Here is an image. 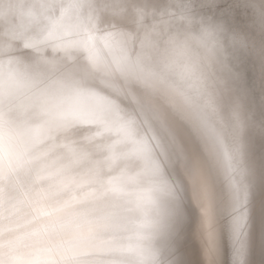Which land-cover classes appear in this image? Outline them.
<instances>
[{
	"label": "clouds",
	"instance_id": "1",
	"mask_svg": "<svg viewBox=\"0 0 264 264\" xmlns=\"http://www.w3.org/2000/svg\"><path fill=\"white\" fill-rule=\"evenodd\" d=\"M264 35V0H243ZM14 3L29 14L4 15ZM83 0H0V28L21 48L61 49ZM63 13V15H61ZM182 21V23L178 22ZM135 39V37H130ZM255 38L212 16L160 13L126 70L167 97L200 142L210 171L247 201L255 183L247 133L254 113L232 82ZM0 41V264H179L169 244L176 187L146 136L56 60L16 55ZM264 119V118H262ZM98 130L70 137L78 124Z\"/></svg>",
	"mask_w": 264,
	"mask_h": 264
},
{
	"label": "bare ground",
	"instance_id": "2",
	"mask_svg": "<svg viewBox=\"0 0 264 264\" xmlns=\"http://www.w3.org/2000/svg\"><path fill=\"white\" fill-rule=\"evenodd\" d=\"M220 1L228 5L224 20L231 19L237 11L233 9L236 7L237 1L239 0H206L205 7L212 8V10H189L190 3L187 0H130V3L133 4L134 7L145 4L148 9L146 11L128 10L127 13L124 10V13L127 14V18L132 15L135 20L139 17V14H137L138 12L142 14L148 11L147 15L143 14L146 16L145 19L148 20L151 18L159 19L160 13L162 12L173 16H179L182 12H186L197 17L212 16L217 18L219 13L224 14V10H220L222 6L217 5L220 4ZM159 4H161V8H159ZM18 6H20V4L14 3L12 9ZM162 8L166 10H161ZM5 11L6 10H4V15L10 13V11ZM117 12L118 10L115 11L114 14H117ZM17 13L22 15L19 17H23V12L20 14L19 10ZM111 13H113V11L107 12L105 17L110 16ZM14 16L18 15L13 12L11 17L15 18ZM111 16L110 19L108 18L109 20H111ZM50 21L53 22V25L60 23L58 19H51ZM249 21L252 24L251 26L255 29V41L261 44L264 35L261 34L260 24L258 22L253 23L251 13ZM178 22L182 23V21ZM143 23L147 26L148 21L145 22L144 20ZM84 24L87 26L85 21ZM84 24L82 22V25ZM79 28H81V23ZM1 36L3 42L8 41L14 46H20V43H18L19 40L15 39V43V40L10 41V38L6 35L2 34ZM68 36L71 38L70 42L75 40L73 37L80 39V45L86 44V40L88 39L86 37L87 39L84 40L77 32L71 33L70 35H67V32H65L63 41ZM88 42L89 41H87V43ZM256 42L255 46L247 53L240 55L242 60L237 63L238 68L236 62L234 63V70L237 74V78L240 76L238 81H241L243 87H252L250 88L252 97L244 93L246 99L250 98V102L252 103H256L257 100L262 102L263 110H258L260 115L258 118L261 119L264 118V42L261 46L262 57L259 56V49L257 48ZM90 43L91 42H89V44ZM73 44H75V42H73ZM43 46L45 47H41L43 48L42 53L45 55L49 54L52 47L50 45ZM87 47L84 45H81V47L73 46V48H77V50L75 52L71 47L70 53L71 50H73L72 56L81 54L83 57H86L88 66H91L92 69L99 73V68L98 65L95 64L94 58L98 57L97 54H99L100 51H96V54L93 49L91 50ZM123 49L125 50V48ZM121 51L123 52V50ZM130 51L129 49L126 52L128 53ZM15 54L31 58L34 55H40L41 52L38 53L34 52L33 49L21 48L17 50ZM56 55V65L58 68L65 73L71 74L80 83H93L94 79L97 80L98 85L99 82H101L103 76H101V78L85 71V58L81 59L82 64L79 65L76 64L78 61L70 62L67 54L59 53ZM105 65H112V69H117L119 73L123 69L122 65L114 67L110 61ZM103 69L104 68H102V70ZM110 74H112V72L106 74L105 77L109 78ZM246 74L248 78L245 77ZM133 75L134 72L124 74L126 80L123 78V75H121V78L117 81V86L122 91H125L126 93L123 92V94L134 103L136 119L140 121L139 124H135L136 122L134 121V127L144 131V133L141 132V134L147 137L152 147L153 142H160L161 139V145H163V147L159 148L158 152L154 153H156V159L158 157L163 158V168H160L176 187V199L171 206L169 244L171 245L170 247L174 256L178 258L179 264H264L263 141L255 139V141H251L250 137L247 136V140H249L248 152L255 167L256 178L251 189L249 205L248 207L245 205L243 206L232 199L228 193L226 168L218 171L209 170L204 159L200 142L190 127L175 115L172 106L163 92L153 87L143 77L139 76L136 78ZM133 79L137 83L133 84L131 82ZM250 80L251 82L247 83ZM258 86L262 89L260 95L257 93ZM232 87L235 88L237 86L235 83H232ZM237 92L243 93V91L240 90ZM139 97L142 100H140ZM135 98H139V101L136 102V100H134ZM255 125H257V123ZM252 128L255 130L256 126ZM253 129L252 131H250V129L249 132H253ZM81 130H83V128ZM254 135H252V137ZM246 208L249 210L250 219L247 222V237L241 239L242 232L245 228V220L242 216ZM177 213H179L178 218L181 217L184 219L182 225L176 224ZM203 219L208 224V228L202 224ZM249 222H252L253 228L248 236L250 231ZM209 229H211V231L207 233ZM248 239L250 240L249 242ZM239 248L241 250H239ZM237 260L238 262L242 261V263H236Z\"/></svg>",
	"mask_w": 264,
	"mask_h": 264
},
{
	"label": "rangeland",
	"instance_id": "3",
	"mask_svg": "<svg viewBox=\"0 0 264 264\" xmlns=\"http://www.w3.org/2000/svg\"><path fill=\"white\" fill-rule=\"evenodd\" d=\"M187 1L190 3L189 10H212V8L205 7L206 0H199V1L187 0ZM219 3L220 4H217V5L222 6V8H220V7L219 8H220V10H224V14L219 13L217 19H223L224 20V16L226 15L225 11L228 10V5L222 1H220ZM159 8H161V4H159ZM147 9L148 8L145 4H140L139 6L134 7V5L130 3V0H83L82 6L76 10L79 21L81 23V28H79L80 23H79V26L77 29H71V28H68L67 26L60 24V23L53 25L52 21L49 22V24L51 25V27L54 31H62L63 34H65V32H67V35H70L71 33L77 32L80 36L83 37L84 40H86L88 38L86 40V44H81V45H84L86 47L88 46L87 48H89L91 50L93 49L96 54H97L96 51H98V52L100 51L99 52L100 55L97 54L98 57L94 58L95 64L98 65L99 73L96 72L94 69H92L91 66H88V64L86 62V59H87L86 57H83L81 54L72 56L73 50H71V53H70L71 47L72 48H73V46L81 47L80 39H78L76 37H73V38H75V40H73V42H75V44H78V45H75V44H73V42H70L71 38H70V36H68L63 41V45H64L63 48H61V49L52 48L51 52L47 55H45L41 52L40 55H34V56L57 60L56 54L64 53V54L68 55V60L70 62L78 61L76 64H79V65L82 64L81 59L85 58L84 59L85 71L91 75H96L99 77L103 76V78L101 77L102 80H101V82H99V85H98V82L96 79H94V82H93L94 84L87 82V83H83V85L86 88H88L89 90L98 94L100 97L104 98L107 103L114 105L115 108L122 115V117L125 120L129 121L131 125L135 126L134 121L136 122L135 124H139L140 121L136 119L137 117L135 115L134 103L132 101H130L123 94V92H125V91H122L120 88H118L117 81H119V79L121 78V75H123V78L126 80V78L124 77V74L131 72V71L126 70V67H125V54L127 53L126 51L130 49L131 51L128 52V54H130L132 57H134L137 54V52L140 50V41L142 39L143 34L146 31H148V29L152 26L153 21L157 20V19H153V18H151L149 20L145 19L146 16H144V15H147V13L149 11L143 12L142 14L140 12H138L137 14H139V17L137 20H135L132 15L129 18H127L126 17L127 14L124 13V10L127 13L128 10H145L146 11ZM19 10H20V14L23 12L22 13L23 16L28 15V13H29V10L25 6L23 7L20 5V6L16 7L15 9H12V6H10L5 11V12L10 11V13L8 15L6 14L5 16L11 17L13 12H15L18 16H14V17L18 18L19 16H22V15H19L17 13V12H19ZM117 10H118L117 14H114V12ZM161 10H166V9L162 8ZM233 10H237L235 12V15L231 19L228 18L229 20H226V21L231 26L238 28L241 31L251 33V35L254 37L255 29L251 26L252 24L249 21L250 12H249V9L245 6L243 0L237 1L236 7ZM110 11H113V13H111L112 16L110 14L111 20H109L110 16L105 17V14L107 12H110ZM61 15H63V13H61ZM52 19H57V17L54 16V17H52ZM142 19H144L145 22L148 21L147 26L144 25L145 23H143L144 20H142ZM138 20H139V22H138ZM84 21L87 23V26H85L86 24H84ZM82 22L84 25H82ZM83 26H85V27H83ZM86 31H87V33H86ZM3 32H4V29L0 28V33H3ZM1 35L2 34H0V41H3L1 38L2 37ZM4 35L9 37L10 41L15 40L13 38V36L10 34H4ZM133 36L135 37V39H130V37H133ZM76 40L79 42H77ZM87 41H89L91 43L89 44V42L87 43ZM14 42L16 43V40ZM263 42H264V37L262 39L261 44H258L256 42L257 48L259 49V56H261V57H262L261 46H262ZM5 43H9V42L7 41ZM18 43H20V46H17V45L14 46L13 44L12 45L15 48H17V50H20L22 41H18ZM18 47H20V48H18ZM40 47H45V46L41 45ZM123 48H125V50ZM73 49L76 52L77 48H73ZM121 50H123V52H126V53H123ZM33 57H31V58H33ZM26 58H28V57H26ZM31 58H29V59H31ZM119 60H121V61H119ZM240 60H242L241 56H239L238 59L235 61L236 65ZM108 61H110L114 67H116L118 65H122L123 69L121 70V72L119 73L117 69L113 70L112 65H105ZM102 68H104V69L102 70ZM237 68H238V65H237ZM55 70L57 72L62 71L58 68L57 65H55ZM62 72H64V71H62ZM111 72H112V74H110L111 77L110 76H109V78L105 77L106 74H109ZM133 76L138 78L140 75L134 73ZM245 77L248 78V75L246 74ZM116 78H118V79H116ZM238 79H240V76L232 82L233 84L235 83V85L237 86V87H235L237 89V91H239V90L243 91V93H241V92H238V93H241V95L242 94L244 95V93H245V94L249 95L250 97H252L251 89H250L252 87H250V88L243 87V85L241 84V81H238ZM131 82L133 84L137 83L136 81H134V79L131 80ZM249 82H251V80L248 81L247 83H249ZM244 86H245V84H244ZM261 91H262V89L258 86L257 93L259 95H260ZM244 97H245V95H244ZM139 98H135L134 100H136V102H137V101H139ZM140 100H142V99L140 98ZM246 100L248 103V107L254 113V119L257 123V125H255L256 129L254 130L253 128H251L250 131H252V129L254 131L253 132L248 131L247 136L250 137L251 141L252 140L253 141L262 140L263 141L262 143L264 145V120L262 118L261 119L258 118V116H260L258 113V110H261V111L263 110L262 102L257 100L256 103H252V102H250L251 101L250 98H248ZM82 128H83V130H81ZM135 129L137 130V132L139 134H141V132L144 133V131L137 129L136 127H135ZM97 130H98V126L96 124L82 123V124L76 125L72 129H70L68 135L70 137H74V138L76 136L82 137V136L91 134ZM258 132H260V133H258ZM254 134H256V135H254ZM258 134H259V136H258ZM252 135H254L255 137L254 136L252 137ZM251 141H250V144H251ZM247 143L249 145V140H247ZM152 144H153V147L152 146L151 147H152L154 152H158V149L163 147V145H161L162 144L161 139H160V142L156 141V142H153ZM154 154L156 156V153H154ZM156 160H157L159 166L161 168H163V162H164L163 158L158 157ZM250 196H249V198H250ZM249 198L247 199V201L245 203H243L241 205H243V206L245 205L248 207ZM178 214L179 213H177L176 224L178 223L179 225H182V223L184 222V219H182L181 217L178 218ZM242 217L245 220V228H244L245 233H244V231L242 232L241 239H245V237H247V229H248L247 222L250 219L249 210L247 208L244 209V214ZM202 224L204 226H206V228H208V224L204 221V219L202 220ZM252 228H253L252 222H249L250 231H249L248 236L250 235ZM209 231H211V229L207 230V233ZM240 232H241V230H240ZM249 241L250 240L248 239V242ZM239 250H241V249L239 248ZM239 250H238V252H239ZM234 255L236 256L235 253H234ZM236 263H242V261L238 262V260H237Z\"/></svg>",
	"mask_w": 264,
	"mask_h": 264
},
{
	"label": "water",
	"instance_id": "4",
	"mask_svg": "<svg viewBox=\"0 0 264 264\" xmlns=\"http://www.w3.org/2000/svg\"><path fill=\"white\" fill-rule=\"evenodd\" d=\"M189 189V188H188ZM190 191V190H189Z\"/></svg>",
	"mask_w": 264,
	"mask_h": 264
}]
</instances>
